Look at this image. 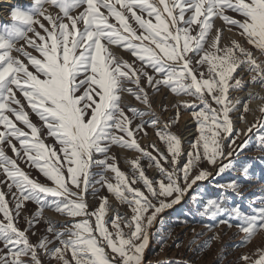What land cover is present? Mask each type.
I'll return each mask as SVG.
<instances>
[{
  "label": "snow or ice",
  "instance_id": "1",
  "mask_svg": "<svg viewBox=\"0 0 264 264\" xmlns=\"http://www.w3.org/2000/svg\"><path fill=\"white\" fill-rule=\"evenodd\" d=\"M10 20L0 25V264H143L157 217L182 203L209 218L210 231L235 225L244 243L264 231V202L245 212L227 196L239 194L238 178L213 185L221 195L204 201L196 188L212 176L204 164L217 167V176L236 170L231 158L254 132L264 149V108L255 123L238 128L256 97L235 95L246 84L264 87V59L255 54L264 57V0H30L13 7ZM224 32L234 33L227 42ZM162 89L189 98L171 105L168 121L153 108ZM181 110L197 129L187 149L171 131ZM146 126L164 149L142 146ZM113 146L139 153L130 174ZM251 169L246 163L238 171L246 179ZM28 202L38 205L31 216ZM45 208L62 219L46 218ZM40 223L44 234L33 242ZM238 264H264V248Z\"/></svg>",
  "mask_w": 264,
  "mask_h": 264
},
{
  "label": "rangeland",
  "instance_id": "2",
  "mask_svg": "<svg viewBox=\"0 0 264 264\" xmlns=\"http://www.w3.org/2000/svg\"><path fill=\"white\" fill-rule=\"evenodd\" d=\"M16 6L27 8L30 6V0H18L15 4H11L7 18L0 21V25L11 23L10 10ZM52 10L54 12L59 11L58 9ZM72 14L75 15L76 12L74 11ZM230 14L234 15V13ZM215 23L217 26H221V20H216ZM233 34L234 33L224 32L223 37L225 42H227L229 37ZM29 35H31V33ZM236 38L240 39L238 35H236ZM115 51L124 59H132L130 55L122 49L116 48ZM15 54L16 53H14V55ZM255 54L264 59V57L260 56L258 50H255ZM242 75L245 81L249 79L248 73L245 72ZM250 93L255 94L256 98L250 100V111L244 113V120L246 123L237 120L238 128H247L249 125L255 123L257 112L261 110V108H264V99H262L264 98V87H261L259 84H246L242 86V89L237 91L235 95L241 100H244L249 97ZM19 96L20 94L18 93V97ZM125 99L131 106L143 108V106L139 105L133 97L126 95ZM177 99L186 100L189 98H177L173 95H167L166 89H162L160 95L154 97L153 108L163 121H168L170 118L174 117L175 110L171 105L175 103ZM257 100L260 101L259 105L255 103ZM161 105H168V110H162ZM185 114L189 115L187 121L184 120ZM261 114L262 113H260V115ZM239 115L240 113H237V117ZM30 118L38 126L40 125L41 122L35 114L30 113ZM136 122L139 123V121ZM189 122L190 124H188ZM20 126L24 127L22 124ZM171 131L182 138L184 147L187 149L188 143L197 133L195 122L192 120L188 111H180L179 121ZM146 132L147 135L142 134L143 139L140 140L142 146L147 147L149 151H153L149 145L154 142L159 148L164 149L165 145L160 141L155 129L146 126ZM244 139L245 137L241 136L237 143H240ZM248 139V146L231 158L235 163L236 170H230L222 176H217V167H209L207 164L203 165L208 168V171L212 173V176L206 181L198 182L196 186L197 191L200 192L201 201L221 195V191L217 187H213V185L224 183L229 179L238 178L239 183L241 184L239 194L237 195L231 191L227 193L231 204L239 205L245 212H250L251 208L262 206V202H264V149L256 146L255 132L251 134ZM46 143L51 144L52 140L49 139ZM6 151L8 155L15 158V155L10 148L6 147ZM112 154L115 155L118 161V166L121 170L129 174L131 172L130 160L139 156V153L137 152L124 150L118 146H113ZM227 162V160L224 161V163ZM18 163H20V166L33 177L39 175L38 170L27 167L19 160ZM142 163L146 165L147 161L142 159ZM246 163L252 164V169L250 170L248 177L245 179L241 176L238 169ZM147 174L151 177L156 174V170L154 168L148 169ZM106 175L109 180H112L114 174L109 171ZM97 179H99V176ZM97 187L99 188V185H97ZM99 195H108L107 189L101 188ZM89 200L94 206L98 203L97 201L92 200L91 197H89ZM113 203L116 202L113 201ZM193 207L195 208L197 205H193ZM37 209L38 205L34 202H28L27 214L29 216L33 215ZM120 210L122 212L129 211L126 206H121ZM43 211L46 218L62 219V217L58 216L52 209L45 208ZM184 220L187 222H179ZM209 224V218H203L198 214H193L184 203L176 205L172 209L165 210L157 217V220L149 230L150 240L144 251L143 264H165L166 261H184L185 264H238V260L242 255L247 254L253 256V258H258V249L264 248V231L257 232L251 240L244 243V234L238 232L235 225L231 228L219 225L214 231H210L208 228ZM25 226L26 222L21 219L20 227L23 228ZM44 229L45 225L43 223H40L33 228V231L36 232V235L30 234L33 242L44 234ZM214 235H217L218 238L211 239L210 243L205 246V242L209 241ZM162 237H164L163 244L161 243Z\"/></svg>",
  "mask_w": 264,
  "mask_h": 264
},
{
  "label": "bare ground",
  "instance_id": "3",
  "mask_svg": "<svg viewBox=\"0 0 264 264\" xmlns=\"http://www.w3.org/2000/svg\"><path fill=\"white\" fill-rule=\"evenodd\" d=\"M16 1H18V0H0V8H3V10L6 8V10H9V8L11 7V4H13V3H15ZM5 11V10H4ZM257 105H259V103H260V101L259 100H257L256 102H255ZM260 110L257 112V114H256V118L257 117H259V115H260ZM188 114H185V116H184V120H186L187 121V118H188ZM188 124H190V122L188 123Z\"/></svg>",
  "mask_w": 264,
  "mask_h": 264
},
{
  "label": "built area",
  "instance_id": "4",
  "mask_svg": "<svg viewBox=\"0 0 264 264\" xmlns=\"http://www.w3.org/2000/svg\"><path fill=\"white\" fill-rule=\"evenodd\" d=\"M13 4H15V3H13ZM4 10H3V8H0V21H3L4 19L7 18V15H8L9 11L6 10V8Z\"/></svg>",
  "mask_w": 264,
  "mask_h": 264
}]
</instances>
